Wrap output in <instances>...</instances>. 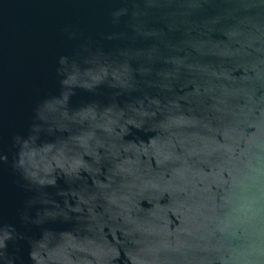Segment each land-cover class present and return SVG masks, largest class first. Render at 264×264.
Listing matches in <instances>:
<instances>
[{"label": "water", "instance_id": "water-1", "mask_svg": "<svg viewBox=\"0 0 264 264\" xmlns=\"http://www.w3.org/2000/svg\"><path fill=\"white\" fill-rule=\"evenodd\" d=\"M0 264H264V0H0Z\"/></svg>", "mask_w": 264, "mask_h": 264}]
</instances>
